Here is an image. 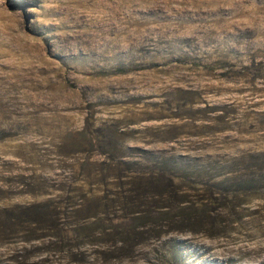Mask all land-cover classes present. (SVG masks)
I'll return each instance as SVG.
<instances>
[{"label": "rangeland", "instance_id": "rangeland-1", "mask_svg": "<svg viewBox=\"0 0 264 264\" xmlns=\"http://www.w3.org/2000/svg\"><path fill=\"white\" fill-rule=\"evenodd\" d=\"M0 264H264V0H0Z\"/></svg>", "mask_w": 264, "mask_h": 264}]
</instances>
